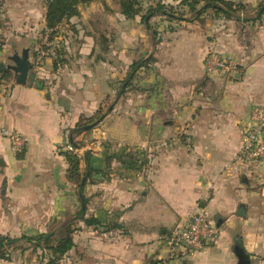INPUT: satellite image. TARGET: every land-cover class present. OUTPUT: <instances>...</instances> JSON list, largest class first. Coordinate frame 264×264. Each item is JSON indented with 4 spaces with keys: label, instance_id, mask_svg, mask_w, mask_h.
I'll use <instances>...</instances> for the list:
<instances>
[{
    "label": "crops",
    "instance_id": "obj_1",
    "mask_svg": "<svg viewBox=\"0 0 264 264\" xmlns=\"http://www.w3.org/2000/svg\"><path fill=\"white\" fill-rule=\"evenodd\" d=\"M97 16L92 29L75 25L72 38L49 41L61 44L63 62L55 69L54 50L49 53L32 87L16 85L12 72L3 80L10 71H0V127L27 139L16 155L0 136V235L18 238L26 228L46 233L75 219L79 206L100 226L75 220L74 246L59 264H149L168 257L169 230L199 206L219 227L218 238L168 264H264V165L234 163L252 106L264 107V16L227 21L224 30L164 21L159 43L148 41L143 56L134 47L136 27L123 33L117 26L109 35L105 14ZM209 50L231 57L236 71L206 74ZM6 52L0 50V60ZM142 57H152L150 68L116 98L129 66ZM111 99L98 125L76 137L81 169L89 152L91 167L104 171L79 194L66 178L65 130ZM181 132L191 148L176 138ZM105 143L115 151L129 147L146 163L136 170L111 159L106 168ZM241 206L244 216L237 215Z\"/></svg>",
    "mask_w": 264,
    "mask_h": 264
},
{
    "label": "trees",
    "instance_id": "obj_2",
    "mask_svg": "<svg viewBox=\"0 0 264 264\" xmlns=\"http://www.w3.org/2000/svg\"><path fill=\"white\" fill-rule=\"evenodd\" d=\"M103 0H44L45 14H44V34L47 40L52 41L56 36L57 30L65 22L73 17L79 16V6L87 5L91 2ZM119 6L120 14L126 19H133L140 16L143 23L148 24V20L154 16L163 17L170 23L181 22H197L207 12L212 14L213 17H223L227 20H235L242 22H249L260 19L264 16V1L261 2L255 10L254 18L248 19L243 17L242 11L245 9V4L236 3L233 0H180L177 7L165 5L160 0L155 6L147 7L142 11V7L138 0H112ZM177 1V0H175ZM179 8L180 14L177 9ZM184 11L192 15V18L186 19ZM63 52L61 48L54 49L53 65L56 69L58 64L63 62L61 59ZM153 62L152 57L139 58L134 60L129 66L126 77L119 83L116 92V98L124 95L139 79V73L150 68ZM10 73H5L1 79L10 80ZM113 102L110 103L106 109L99 108L96 114L90 118H82L73 128L66 129L67 143L72 148H79L76 137L81 134L89 133L95 124L107 111L111 110ZM85 127H88L85 129ZM104 147L110 151L105 158V167L111 159H117L121 162L131 163L132 167L136 170L141 168L146 160L142 159L140 154L135 152L129 147H122L115 151L111 150V145L105 143ZM67 162L66 178L68 182L74 184L79 194H82L83 188L86 184L94 183L93 176L103 174V170L94 169L91 167V155L89 152L84 154L83 162L85 169H81V159L71 151L61 152ZM82 221L86 226H100L97 219L93 217H85V212L79 210L75 219L65 221L60 225V234L49 231L46 233H31L22 234L18 238H11L8 236L0 235V260L9 262L11 260V250H20L24 252L31 249L33 253L37 254L39 263L43 264H59V262L66 256V254L73 248L74 232L79 229L76 227L74 221ZM162 260L150 261L149 264H161Z\"/></svg>",
    "mask_w": 264,
    "mask_h": 264
},
{
    "label": "rangeland",
    "instance_id": "obj_3",
    "mask_svg": "<svg viewBox=\"0 0 264 264\" xmlns=\"http://www.w3.org/2000/svg\"><path fill=\"white\" fill-rule=\"evenodd\" d=\"M142 11H145L147 7L155 6L159 0H138ZM163 2L165 5L177 7V4L180 0H160V2ZM236 3H242L245 4V9L242 11L243 17H246L248 19L254 18L255 16V10L257 9L258 5L263 2L264 0H259L258 4L252 5L248 2H245V0H233ZM243 1L245 3H243ZM81 11V16L79 18H75L73 22H65L60 26V28L57 30L59 36H55L54 38H59L60 36L64 37V40H67V38L72 36L71 34L75 35L74 31L78 32L79 28H74L75 25L84 27L82 25H89L90 26L97 21L98 17L97 15H101V13L105 14L104 17V27L106 29V33L109 35H113V30L116 27H122L123 33H129V29L136 27L137 28V36H136V43L134 47L137 49V51H141V55H146L145 51H149L150 43H152L156 46V44L159 43V40L156 41L158 36L157 29L160 26H163L164 21H166L163 17L160 16H154L148 20V24L143 23L140 16L133 18L132 20H126L122 16L119 15V6L116 2L112 0H103V1H95L91 2L87 5H81L79 6ZM178 14H180L179 8L177 9ZM44 14H45V3L44 0H0V50H7L6 54L3 55L2 59L0 61L6 62V64H11V61L9 60V57L13 56L14 54H20L23 49H29L30 59L34 64V72L36 75L40 72L41 68L43 67L44 58H47L54 49L61 48V44L58 43V41L54 44L49 45V41L47 40V37L44 35L43 32V24H44ZM184 14L186 19L192 18L193 16L189 13L184 11ZM101 17V16H100ZM227 21L234 22L235 20H227L223 17H213L212 14L209 12L205 13L203 17L197 21L193 22L199 25L204 26V28L210 26L215 27L216 29H222L224 30V26L226 25ZM183 23V22H182ZM184 23H192V22H184ZM164 25H168L165 23ZM218 27V28H217ZM91 29L93 28L90 27ZM81 29V28H80ZM218 31V30H217ZM85 32L86 29H85ZM79 36V33H78ZM72 38V37H71ZM160 39L161 37L158 36ZM56 40V39H53ZM149 41V42H148ZM5 46V47H3ZM219 53L215 50H209L205 54L203 58V67H204V61L207 55L209 53ZM144 58V57H142ZM11 74V72H9ZM218 73V72H217ZM212 75V74H211ZM111 99L110 101L106 102V106L104 107V110L106 107L112 103ZM107 101V100H106ZM108 111L105 113L107 114ZM98 125V124H97ZM95 125V126H97ZM176 138H178L183 146L186 149L191 148V143L188 139V136H186L183 132L178 133L176 135ZM79 144V148H82V144L77 141ZM128 162H124V164H127ZM212 188V187H211ZM206 189L209 190V183L206 184ZM79 207V206H78ZM76 212L77 213V209ZM199 206H195L187 215L186 219L179 221L174 225L173 228L169 230V233L166 235L164 239L165 247L167 248V237H169L173 230L177 227L183 225L191 215V213ZM68 221V220H67ZM64 223V222H63ZM62 223L56 224L54 226H50L47 228V231H54L56 234H60V225ZM48 231V232H49ZM38 232V231H37ZM33 229L26 228L23 232L25 234H31V233H37ZM168 253V252H167ZM178 255H176L174 258L168 253V257L164 259V261L168 262L170 260H175ZM0 264H43L39 263L37 259V254H31L30 251L25 250L24 252H21L20 250H11V260L9 262L0 260Z\"/></svg>",
    "mask_w": 264,
    "mask_h": 264
},
{
    "label": "built area",
    "instance_id": "obj_4",
    "mask_svg": "<svg viewBox=\"0 0 264 264\" xmlns=\"http://www.w3.org/2000/svg\"><path fill=\"white\" fill-rule=\"evenodd\" d=\"M235 61L226 55L209 53L204 61L206 74L217 72L233 73L236 71ZM0 136L9 141L10 149L14 154H20L27 145V139L20 133L0 127ZM67 150L74 152L78 157L83 153L82 148H72L69 144ZM261 163L264 165V107L253 105L249 114L248 123L242 130V141L235 156L234 163ZM238 173L237 166L231 167ZM211 189V184H209ZM219 236V227L212 221L206 211L197 207L188 220L173 230L167 237L168 253L174 258L181 253L194 254L211 245ZM161 264H167L162 260Z\"/></svg>",
    "mask_w": 264,
    "mask_h": 264
},
{
    "label": "water",
    "instance_id": "obj_5",
    "mask_svg": "<svg viewBox=\"0 0 264 264\" xmlns=\"http://www.w3.org/2000/svg\"><path fill=\"white\" fill-rule=\"evenodd\" d=\"M11 64H0V71L9 70L13 74V82L16 85H29L32 87L36 80V74L34 72V64L30 59L29 49H23L20 54H14L13 56L9 57ZM103 115L95 124L92 126L97 125L104 117ZM88 127H85L87 129ZM84 205H82V208ZM237 215L244 216V207H239L237 211ZM239 259L242 256L238 255Z\"/></svg>",
    "mask_w": 264,
    "mask_h": 264
}]
</instances>
